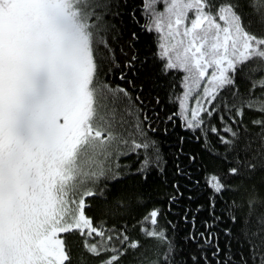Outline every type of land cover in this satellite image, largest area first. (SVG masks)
Here are the masks:
<instances>
[{
	"label": "snow or ice",
	"instance_id": "1",
	"mask_svg": "<svg viewBox=\"0 0 264 264\" xmlns=\"http://www.w3.org/2000/svg\"><path fill=\"white\" fill-rule=\"evenodd\" d=\"M125 15L153 36L151 58L173 76L176 110L166 119L159 97L137 82L148 57L137 31L124 36ZM253 25L264 33V0H140L130 10L127 0H0V264H119L129 253L132 264H264V199L254 188L237 202L232 186L264 171V34ZM246 110L256 113L248 123ZM177 120L231 165L205 177L208 215L198 219L204 205L181 209L182 242L159 225L161 207L131 229L88 216L122 159L135 156L144 179L164 171L149 132L159 123L167 134ZM185 142L178 137L175 175L199 187L179 163L196 161ZM169 183L171 213L184 192ZM218 205L226 211L217 214ZM137 227L143 241L131 235ZM60 234H79L78 255Z\"/></svg>",
	"mask_w": 264,
	"mask_h": 264
},
{
	"label": "trees",
	"instance_id": "2",
	"mask_svg": "<svg viewBox=\"0 0 264 264\" xmlns=\"http://www.w3.org/2000/svg\"><path fill=\"white\" fill-rule=\"evenodd\" d=\"M140 0H127V8L130 10L133 7H138ZM139 16V12H137ZM127 32L133 30L137 31L140 35V40L137 43V48L140 50V58L143 60L147 56V62L141 66L136 65L135 75L138 76V84H145V92L151 91L153 97H159L160 103L157 107V111L160 113L162 119H166L168 115L172 114L176 110V106L169 102V95L171 92L170 83L173 81V76H163L160 72V65L151 58L150 51H154L153 36L141 32L139 27L132 23V21L125 15L124 21L120 23V27ZM253 31L260 33L256 25H253ZM114 47L119 50L121 45L116 43ZM119 73H117V76ZM131 79L134 73H129ZM113 86L116 84H122L123 82L115 77H109ZM177 84L179 83V77H176ZM240 83L241 92H245L247 86ZM180 89L177 88V92ZM259 91V90H258ZM258 94V93H257ZM154 103V101H153ZM256 113L245 111L244 121L248 123L250 119L254 118ZM180 122L177 120L175 125H167L168 132L165 134V125L156 124L158 131L155 133L149 132V136L155 139L158 143L160 154L163 160L166 161L164 165V171L161 172L158 168H153L151 174L147 175V179H144L141 175H135L138 164L136 163V157L131 156L127 159L120 161L122 167L118 170V176L116 178H109L102 180L99 184V189L102 190L101 195L97 199H91L92 207L87 211V215L94 217L95 220H107L109 226L121 225L132 228L145 214H147L153 207H161L165 209L164 214L159 218L160 226H167L169 228L170 235L178 242L184 240L186 235L187 225H185L181 219V209L192 208L195 211L197 205H204L203 210L198 219L203 220L207 215V197L208 189L205 185V177L213 173L222 174L229 165L222 156L214 155L212 147L205 146L204 144L197 142L190 133H186L180 126ZM179 136H185L186 142L184 144V151L188 154H195L196 161L192 163L184 156L180 158V165L183 168H187L193 181L199 180V187L194 186V182L190 183L187 177L181 178L175 175V159L176 144ZM178 182L181 186V190L184 192V199L180 205L174 207L171 213L167 212L166 201L168 194L172 193L170 183ZM232 186L238 189V193L234 197L237 202L246 201L248 194L253 192L255 188V195L260 199H264V171H257L250 177L245 173L244 178H233ZM191 195L192 201L189 202L187 197ZM231 194H225V199ZM139 201H146L143 206L139 205ZM231 202L230 200L228 201ZM247 209L245 208V211ZM260 211H264V208H260ZM217 214L222 211H226L223 205L217 206ZM241 213H237L240 215ZM171 221V224H168ZM225 223H228L225 221ZM178 225V228L173 230L172 226ZM221 229L224 224H221ZM235 232L236 229H233ZM132 237L139 238L143 241L142 237H139V228L131 232ZM58 238L66 239L67 242L72 245L73 255L76 256L80 252L79 244L81 238L79 234H60ZM178 243V247H179ZM224 246V237L221 236V247ZM235 241H233V248L235 250ZM143 252V243L141 249L137 250V253ZM136 257H133L131 253L128 256L123 257L119 264H132V261ZM73 264H76L75 260Z\"/></svg>",
	"mask_w": 264,
	"mask_h": 264
}]
</instances>
